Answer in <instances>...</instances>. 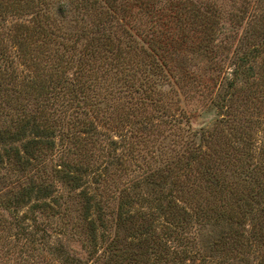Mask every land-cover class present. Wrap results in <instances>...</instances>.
<instances>
[{
	"label": "rangeland",
	"instance_id": "1",
	"mask_svg": "<svg viewBox=\"0 0 264 264\" xmlns=\"http://www.w3.org/2000/svg\"><path fill=\"white\" fill-rule=\"evenodd\" d=\"M49 1L53 2L50 14L61 2L71 6L92 4L93 7L85 11L72 10L68 20L74 17L77 27L95 21L98 28L100 26L99 32L109 35L113 44L131 55L132 64L133 61L138 66L143 64L145 73L138 67L129 78L113 80L114 96L107 94L103 102L98 103V109H106L103 115L96 108L89 111L88 122L91 121L93 129L85 136L79 135L85 140L80 151L82 161L89 167L82 175L83 185L68 199L62 183L52 171L61 151H66L60 145V133H56L53 137L56 150L52 158L31 171L34 184L37 180H45L50 186V195L41 193L37 196L34 188L32 196L18 207H0V236L10 242L3 245L6 241H0V264H63V261L65 264H264V219L263 213H258V208L264 206V154H258L264 143V0ZM19 3L14 9L10 4L0 7L3 10L0 30L9 32L7 42H4L5 37L2 38L3 45L7 44L5 51L13 59L9 69L21 82L29 69L18 56L14 43L16 36L24 32L20 28L36 22L34 9L39 13L41 10L47 13L48 9L40 2V6L36 4L33 9L26 10V3ZM190 3L199 7L202 13L208 9L206 14L211 19V28H205L206 21L202 22L201 28L204 17L193 25L197 17L190 15L194 14ZM182 19L185 24H181ZM56 20V26H60L59 15ZM76 22L65 24L67 28H73ZM184 35L186 41H182ZM88 37L78 38L72 44L77 49L70 54L72 67L66 68L61 62L66 75L72 77L76 73L77 60L83 54L80 51L84 50ZM202 38L209 43L204 46ZM67 42L72 43L73 38ZM158 42L161 47L151 52ZM46 43L38 39L33 42L31 51L42 60L41 65L48 67L51 61L49 57L45 58L49 48ZM158 52L161 59L162 52L166 54V60L172 56V62L168 63L173 67L182 60L187 71L180 76L170 74L165 67L161 71L154 69L153 65L147 64L146 54L155 56ZM246 53L248 55L240 63L247 74L237 75L234 79L235 63ZM34 65L30 69L40 72L43 79L47 77V70L53 68L44 70L41 65ZM144 74L155 80V93L149 99H143L130 88L132 76L140 81ZM246 78L248 82H245ZM118 89L121 90L119 94ZM251 90H255V100L247 105L243 99ZM230 93L233 104L228 113L221 103ZM151 98L161 102L162 106L149 104L147 101ZM140 99L146 102L143 108ZM36 109L35 100H30L25 107L28 113ZM233 115L236 117L232 118ZM63 117L64 121L68 118ZM72 125L68 123L64 130H73ZM235 126H244V136L251 138L249 143L248 139L234 141ZM222 134L227 135L230 142H223ZM30 137L29 133L24 136L25 140ZM111 140L115 144H111ZM21 143L15 144L20 146L22 153ZM243 147L247 150L246 155ZM196 148L205 150L210 160L213 158L214 161L208 162L211 175L219 179L216 183L208 184L194 171L181 175L179 179L189 176L182 187L176 183L172 188L170 180H161L160 176H157L158 187L151 184L152 173L165 172L166 166L172 167L176 160L186 162ZM222 151L228 157L226 161L220 155ZM74 156L67 155V158L73 161ZM114 156L121 157L123 164H118ZM199 163L196 160L193 165ZM43 167L46 173L39 172ZM8 173L5 166L0 167V176ZM7 186L13 187L10 183ZM16 187L13 188L15 191ZM80 191L89 196L86 217L95 220L94 247L83 242L79 235L81 226L85 225L79 209L85 198L79 196ZM163 195L178 203V213L186 212L184 218L178 215L182 225H174L172 214L162 209L161 202L165 200L159 199ZM11 196L6 194L1 198L12 201ZM237 197H242V201L238 202V198L236 202ZM226 199L236 202H232L236 214L243 212L237 207L238 203L250 213L242 221L244 224L237 226L238 242L221 248L213 241L215 232L219 234L224 226L228 227L227 216L220 215L221 208L226 207H222ZM195 212L204 214L205 218L201 220L200 213L196 216ZM3 219L7 220L5 227H1ZM139 239L143 240L141 247L147 255L136 259L135 253L140 249L131 246L130 240ZM11 244L10 251L6 250ZM185 254L188 257L182 260Z\"/></svg>",
	"mask_w": 264,
	"mask_h": 264
},
{
	"label": "trees",
	"instance_id": "2",
	"mask_svg": "<svg viewBox=\"0 0 264 264\" xmlns=\"http://www.w3.org/2000/svg\"><path fill=\"white\" fill-rule=\"evenodd\" d=\"M19 1L26 3L24 6L26 10L29 8L33 9L36 4L40 6L41 3V6L45 4L47 7L46 9L48 10L47 13L42 10L39 13L38 9H34V18H37V20L35 19L36 22H34V24L31 26L20 28L21 31L24 30V32H21L16 36L17 40L15 39L16 42L14 43L16 45V49H18V56L22 57L29 69L26 77L21 80V82H19L16 78V75L12 73L11 68L9 69V67L13 66V59L11 57L9 58V55H7L5 51V46L7 47V44L5 43V46L3 45L4 42H7L6 35L9 32L3 29L0 30V167L5 166L9 171L7 175L3 174L0 176V207L2 208L18 207L23 200H26V198L32 196L34 188L36 189L35 191L37 196L41 193L44 196L50 195V186L45 183V180L41 182L37 180V184H34L31 177L33 173L31 171L34 169L36 170V168H38V166L42 163H46V159L52 158L53 152L56 150L54 147L55 141L53 139L56 133H60V145L66 151H61L59 160L55 165L52 166V171L55 174L56 179L62 183L66 198H71L72 192L83 185L82 175L87 172V167H89L88 163L82 161L84 159L81 157L80 151L85 140L79 137L80 133L85 136V134L89 133L93 129L91 121L88 122L89 118L87 115L89 111H92L91 109L93 108L98 109V103L103 102V99L106 97L105 95L109 94L114 96V88L111 86L113 80L129 78L131 74L134 73V70L138 67H141L142 73H145L143 64L138 66L135 61H133L132 64L131 55L127 53V51L121 46L113 44L109 35H104L103 33L99 32L101 30L100 26L98 28V25L95 24V21L91 20L86 26L77 27V22L74 21V17L68 20L69 17L71 18L69 13L72 10L75 9L76 11L78 10L77 8H79V12L83 10L85 11L88 7L92 8V4L82 3L76 6H71L70 3L61 2L54 12L55 15L54 13L50 14L51 5H53V2L49 0H4V2H0V7L3 8L6 5L9 6L10 4L14 9L15 4H20ZM189 5L191 6L194 13L190 15H195L197 17L195 21L192 22L193 25L196 23V21H198V19H201L200 17H204L203 21L201 19V28L204 26L202 22L205 21V28H211V24H209L211 19L208 14H206L208 9L205 13H202L200 12L199 7H196L191 3ZM184 8L185 6L182 7V9ZM2 12L3 10L0 9V13ZM183 12L188 13L187 11ZM80 14L82 15V13ZM53 15L54 17H52ZM57 15H59V20L61 21L60 26H56L57 20L54 21ZM186 18H188V15ZM72 22H76V24L73 23L74 27L67 28L66 24L70 23L72 25ZM63 23L65 26H63ZM185 23L186 21L181 22V24ZM85 35H89L85 44L86 46L84 47V50L80 51L83 52V54L77 60L78 65L76 68V73L74 72L72 77H70L68 74H65L66 70L62 68L61 62L65 63L66 68L72 67L71 64L73 63L70 54L77 50L75 46L72 47V44H74L78 38L84 37ZM3 37H5L4 42L2 40ZM64 37H66V39ZM71 38H73V42H67V39ZM38 39L45 40L47 42L46 44H49V48H47L48 54L45 55V58H50V66L53 67L51 70H47V77L44 79L43 77L41 78L39 76L40 72L30 69V67H33L34 63L35 65H41L42 63V60L31 51L33 42L37 41ZM186 40L187 38H185L184 35V39H182V41ZM202 41L204 46L205 43H209L206 38H202ZM50 43H52V46H54L52 47ZM198 44L199 46L203 47L201 41H198ZM39 45L41 44H38V46ZM159 47L161 46L158 42L154 47H152L151 52L152 50L153 52H156L157 48ZM163 52V59H161L159 56V52L155 54L156 57L153 54H146L148 57L147 64L150 66L153 65L154 69H160V71L165 67L172 75L177 73L181 76L182 73L187 71L182 60H179L177 66H171L168 62H172V56L166 60V54ZM41 55L44 57L42 50ZM247 55L248 53L244 54L239 58V61L235 63V67L232 71L234 79L237 75L247 74V71H245L246 68H244V66H242L240 63ZM41 66L44 70L48 67L50 68L49 65L48 67L46 65L44 66V64ZM240 68H244V70H239ZM185 75L186 74H184V76ZM38 77L40 79H37ZM133 77L134 76H132V79L129 82L132 85L130 88L134 91V93L140 95L143 99H149V97H152V93H155V80H151L147 74H144L140 81L136 79L135 81ZM15 82L16 84L12 85ZM245 82H248L247 78ZM232 86L233 85L229 87L230 91ZM120 91L121 90L118 89L117 93L119 94ZM254 92L255 90H251L249 94L246 96L244 95L245 98L243 101L247 105L255 100L253 96ZM145 96L146 98H144ZM231 96V93L228 94L226 99L224 98L221 103L222 109L228 113H230L229 111L231 110L229 109L233 104ZM143 99L139 100L142 108L144 105H146V102ZM30 100H35L36 105L38 106V109H36L37 111L35 110V112L32 113H28L25 110V107ZM147 102L149 104L154 103V105L157 107L162 106L161 102H158V100H152V98ZM105 106L107 107V104ZM246 107L247 106H245V108ZM104 109L105 107L98 109L101 115H103L105 112L106 109ZM63 115L68 116L67 120H65L66 122L64 121ZM231 117L235 118L236 116L233 115ZM5 123L7 124L4 125ZM68 123L73 124V130L69 132L64 130ZM235 128L237 131L234 130V141L239 139L244 142L243 139H248L246 141L249 143L251 138L244 136L246 133V131H244V126H235ZM26 133H29L31 137L25 140L24 136ZM62 139H64L66 142H64ZM222 139L223 142H230V139H228L227 135L222 134ZM17 142H22V153L20 146L15 144ZM130 142L132 141L130 140ZM64 144L66 146H63ZM77 144H79V146ZM111 144H115V142L111 140ZM129 149L130 148H127L128 151ZM242 149H244V147ZM132 151H134V149ZM191 152L192 153L190 156H188L186 162L182 160L183 163H181L176 160V162L173 164L174 166H166L167 170L165 172L158 171L157 174L152 173V180H150L151 184H154L156 187H158L157 184H160V181L158 182L157 176H160L161 180L169 179L170 186L172 188L176 186V183L182 187V185L186 184L189 176L185 179H179L181 178V175H186L190 172L192 174L194 171L199 174L201 179H205L208 184L216 183L219 179H215L211 175L208 162L214 161L213 158L210 160V156H207L206 151L201 150V148H196V150L194 149ZM243 152L245 155L247 154V150L244 149ZM85 154L86 153H83L84 156ZM223 154L224 151H222L220 155L223 156V161H226L228 157L226 154ZM258 154L263 156L264 143L260 147ZM67 155H75V158H73L74 160L70 161L67 158ZM130 155L134 154L130 152ZM216 158L217 157H215V159ZM114 160L118 164H123V160L119 156H114ZM196 160L200 161V163L198 165H193V162ZM57 166H59V168H57ZM256 168L260 167L256 166ZM39 172L46 173L45 167L41 168ZM96 176H99V174ZM99 181L100 180L97 182ZM7 183L12 184L13 187L7 186ZM159 186L161 187V185ZM15 187L16 191L13 189ZM6 194L12 195L10 197L12 201L1 198L2 195ZM79 196L85 198L84 202H80L79 208L82 212V220H84L85 224L81 226V232L79 235L83 237V242L85 241L88 245H91L94 243V239L96 237L95 220L86 217L87 211L89 209V196H86L83 191L79 192ZM168 198L169 197L163 195L159 199L165 200V202L160 201L163 207L162 209L167 211L169 215L172 214L171 221L174 222V225H182L180 217L184 218L187 215L186 212L181 211L178 213V203L174 199H171L172 197H170V199ZM237 199L238 202L242 201V197H237L236 202ZM246 201H244V203ZM232 202L236 203L230 199L223 200L222 207L224 205H226V207L221 208L220 215L227 216L228 227L224 226V229H221L220 233L218 232L219 234H217V232L214 233L215 240L213 241V244L216 247L225 248L226 245V247H228V245L231 243L234 244L238 242L240 233L238 232L237 226L238 224H244L242 221H244L246 218L247 213H250V211L244 209L241 204L238 203L237 207L241 208L243 212L236 214L232 210ZM198 213L200 212H195V215L198 216ZM258 213L260 215L263 213L261 217L264 219V206H260L258 208ZM178 215H180V217ZM200 218L203 220L202 218H205L204 214L201 215ZM3 220L4 223H2L1 227H5L7 223L6 219ZM1 240L2 242L6 241L3 245L10 243L9 240H4L3 237L0 236V241ZM141 240L142 239H139V241L130 240L131 246H136L140 249L139 252L135 253L134 258L136 259L144 258L147 255V253L145 254V250L141 247L143 245V240ZM94 246L95 245L93 244V247ZM11 247L12 244L6 248V250L10 251L9 248ZM187 257L188 256L185 254L181 259L184 260L187 259ZM63 264H65V261H63Z\"/></svg>",
	"mask_w": 264,
	"mask_h": 264
}]
</instances>
